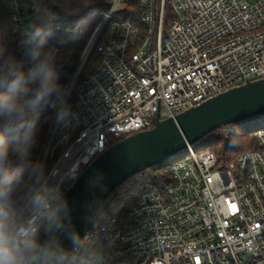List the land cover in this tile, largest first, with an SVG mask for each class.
Wrapping results in <instances>:
<instances>
[{
	"label": "built area",
	"instance_id": "obj_1",
	"mask_svg": "<svg viewBox=\"0 0 264 264\" xmlns=\"http://www.w3.org/2000/svg\"><path fill=\"white\" fill-rule=\"evenodd\" d=\"M3 1L26 58L21 39L37 14L52 20L48 39L88 36L41 0ZM125 1L99 14L69 84L74 117L67 125L54 119L38 158L64 196L117 141L264 79V0H173L167 29V0L159 9L155 0H138L131 18L121 13ZM253 137L255 149L228 164L188 146L166 162L170 183L140 187L135 199L99 219L89 232L108 264H264V128Z\"/></svg>",
	"mask_w": 264,
	"mask_h": 264
},
{
	"label": "clouds",
	"instance_id": "obj_2",
	"mask_svg": "<svg viewBox=\"0 0 264 264\" xmlns=\"http://www.w3.org/2000/svg\"><path fill=\"white\" fill-rule=\"evenodd\" d=\"M52 31V20L37 14L24 32L21 46L33 62L26 72L0 46V264H108L98 236L81 235L72 226L60 182H50L45 163L32 159L40 113L53 107L58 125L74 117L71 88L59 82L55 50H45Z\"/></svg>",
	"mask_w": 264,
	"mask_h": 264
},
{
	"label": "water",
	"instance_id": "obj_3",
	"mask_svg": "<svg viewBox=\"0 0 264 264\" xmlns=\"http://www.w3.org/2000/svg\"><path fill=\"white\" fill-rule=\"evenodd\" d=\"M261 116H264V79L229 90L175 118L157 120L153 129L117 142L93 161L64 196L72 226L81 235L88 233L118 187L163 165L221 128ZM46 238L47 233L42 231L41 241ZM62 240L70 249L71 242L63 237Z\"/></svg>",
	"mask_w": 264,
	"mask_h": 264
},
{
	"label": "trees",
	"instance_id": "obj_4",
	"mask_svg": "<svg viewBox=\"0 0 264 264\" xmlns=\"http://www.w3.org/2000/svg\"><path fill=\"white\" fill-rule=\"evenodd\" d=\"M112 1L113 0H41L44 8L48 11H53L60 21L69 22L74 26L81 25L88 29V36L76 42L67 39L63 34H54L47 40L45 50L52 48L56 50V67L59 72V82L61 84L69 86L72 82L80 65L85 45L94 28L101 21L99 14L107 12L112 5ZM172 1L173 0H167L165 6L166 29L169 27L173 16L171 11ZM155 3L156 8L159 9L161 4L160 0H155ZM123 12L128 14L127 18L138 15V0H127L124 3ZM11 27V15L6 8L5 2L0 0V46L5 47L9 53L13 54L22 63L23 70L26 72V70L33 66V62L19 52L20 38L12 34ZM144 35V28H141L140 39H142ZM82 77L83 76H81L80 79ZM35 86V84L32 85V87ZM73 101L74 92L71 94L68 102L71 107ZM55 111L53 107L48 106L40 113L36 144L32 152L33 160L38 159L42 153L48 129L55 119ZM249 126L253 127L249 129ZM231 127V129L221 128L207 136L202 140L205 144L200 147L214 152L223 164L230 163L241 152L255 149L256 146L253 133L258 129L264 128V116L248 119ZM208 137H211L210 141L206 140ZM200 148L198 149L200 150ZM166 167L167 163L153 167L118 187L103 207L100 219L103 220L105 217L114 214L116 207L121 202L127 199H135L139 194L140 187L151 184L156 188H161L165 183H170L171 180L165 173Z\"/></svg>",
	"mask_w": 264,
	"mask_h": 264
},
{
	"label": "rangeland",
	"instance_id": "obj_5",
	"mask_svg": "<svg viewBox=\"0 0 264 264\" xmlns=\"http://www.w3.org/2000/svg\"><path fill=\"white\" fill-rule=\"evenodd\" d=\"M127 1V0H126ZM125 1V2H126ZM251 4H254L257 0H248ZM122 9H123V11H124V4L122 5ZM122 14H124V15H128L127 13H125V12H121ZM27 71V70H26ZM253 126H249L248 128L249 129H251ZM232 128V127H231ZM230 127L228 128V129H231ZM48 134V133H47ZM45 140H46V138H45ZM207 141H210L211 140V137H208L207 139H206ZM202 141H200L199 143H197L196 145H194L196 148L197 147H201L203 144H205V142L203 143H201ZM184 154V151H182V152H180V153H178L175 157H173L172 159H175V158H178V157H180V156H182Z\"/></svg>",
	"mask_w": 264,
	"mask_h": 264
},
{
	"label": "snow or ice",
	"instance_id": "obj_6",
	"mask_svg": "<svg viewBox=\"0 0 264 264\" xmlns=\"http://www.w3.org/2000/svg\"><path fill=\"white\" fill-rule=\"evenodd\" d=\"M234 207V206H233Z\"/></svg>",
	"mask_w": 264,
	"mask_h": 264
}]
</instances>
